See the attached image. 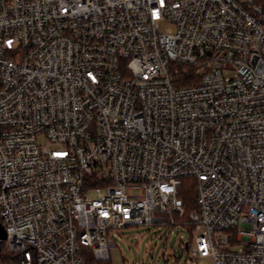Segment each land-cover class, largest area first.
I'll use <instances>...</instances> for the list:
<instances>
[{"label":"built area","instance_id":"obj_1","mask_svg":"<svg viewBox=\"0 0 264 264\" xmlns=\"http://www.w3.org/2000/svg\"><path fill=\"white\" fill-rule=\"evenodd\" d=\"M185 179L186 264H264V0H0L14 264H113L119 231L181 226Z\"/></svg>","mask_w":264,"mask_h":264},{"label":"rangeland","instance_id":"obj_2","mask_svg":"<svg viewBox=\"0 0 264 264\" xmlns=\"http://www.w3.org/2000/svg\"><path fill=\"white\" fill-rule=\"evenodd\" d=\"M40 142L46 143L43 138ZM181 236L184 243L191 241L190 232L182 226H144L121 230L114 237L116 247L111 251L112 263L186 264L190 252L183 248ZM233 249L236 250L238 247ZM191 255L194 261L198 260L195 251H191ZM201 264L211 263L209 259H204Z\"/></svg>","mask_w":264,"mask_h":264},{"label":"trees","instance_id":"obj_3","mask_svg":"<svg viewBox=\"0 0 264 264\" xmlns=\"http://www.w3.org/2000/svg\"><path fill=\"white\" fill-rule=\"evenodd\" d=\"M198 82L193 72V69L188 66L180 67L179 70V84L178 86H193ZM181 199L184 202L185 215L179 219L178 216H174L176 220H179V223L184 228L192 230L193 226L189 223L190 214L197 210L195 203V186L194 181L190 179L183 180V186L179 192ZM4 243L0 242V259H2L6 264H14L15 260L5 251ZM89 264H95L93 258H89Z\"/></svg>","mask_w":264,"mask_h":264},{"label":"water","instance_id":"obj_4","mask_svg":"<svg viewBox=\"0 0 264 264\" xmlns=\"http://www.w3.org/2000/svg\"><path fill=\"white\" fill-rule=\"evenodd\" d=\"M6 240V233L5 230L0 222V242H3Z\"/></svg>","mask_w":264,"mask_h":264}]
</instances>
